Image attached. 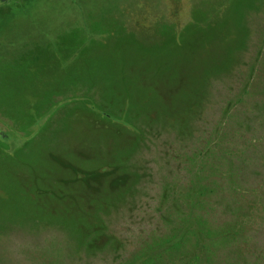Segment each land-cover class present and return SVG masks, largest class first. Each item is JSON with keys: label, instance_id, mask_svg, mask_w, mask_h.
Wrapping results in <instances>:
<instances>
[{"label": "rangeland", "instance_id": "1", "mask_svg": "<svg viewBox=\"0 0 264 264\" xmlns=\"http://www.w3.org/2000/svg\"><path fill=\"white\" fill-rule=\"evenodd\" d=\"M114 3L92 5L100 11L91 25L108 30L109 16L122 14L114 36L132 53L104 43L99 61L109 69L118 61L167 64L119 75L146 79L140 83L157 93L152 104H125L121 82L61 84L57 63L48 67L43 56L13 66L3 54L12 44L0 39V264H258L264 0ZM85 101L126 121H74L76 112L92 117L81 110ZM209 181L218 183L210 194ZM207 196L237 210H227L233 221L220 233L213 227L211 238L198 224L223 218V209ZM240 222L245 235L224 239Z\"/></svg>", "mask_w": 264, "mask_h": 264}, {"label": "crops", "instance_id": "2", "mask_svg": "<svg viewBox=\"0 0 264 264\" xmlns=\"http://www.w3.org/2000/svg\"><path fill=\"white\" fill-rule=\"evenodd\" d=\"M104 1L107 2L106 5L114 3V0H15V8L6 10L1 8V5H5L6 1L0 3V35L3 36L0 39H3L5 43L12 44L10 47L12 51L7 50L3 54L9 57V63L13 66L26 67L28 66L27 58L41 56L44 57L48 67L59 61L68 62L66 64H71L69 69L63 72L57 67V72L54 75L56 79H63L67 73H70L75 63L86 62L92 58L93 52L86 51L87 44L80 40L85 38L82 36L83 33L102 31L115 35L116 32L122 31V26H125V21L120 18L123 15L121 14L119 17L115 10L112 13L116 16H109L106 21L108 24L109 19H112L108 30L105 27L99 30L91 25L95 22L94 13L96 12L98 15L100 11L91 6L96 7ZM48 6L50 9L46 8ZM59 6L76 11L53 10ZM73 17H78V23L76 19L73 20ZM108 42L109 48H120L117 45H120L121 42L119 37L115 38L114 36V39L112 41L109 39ZM20 44H22L21 47L18 46ZM101 49H104V46Z\"/></svg>", "mask_w": 264, "mask_h": 264}, {"label": "trees", "instance_id": "3", "mask_svg": "<svg viewBox=\"0 0 264 264\" xmlns=\"http://www.w3.org/2000/svg\"><path fill=\"white\" fill-rule=\"evenodd\" d=\"M82 36H85V38H81L80 40L84 43L87 44V47L85 48V50L88 52H93V55H92V59H93V62L92 63H89V62H77L75 63V65L73 66V69L70 71V73H67L66 76L57 81V82H60L61 84L64 83V82H69L71 83V80H76L77 82L78 81H88V82H93V85L96 86L98 83L101 82V86H106V88L108 87H111V86H117L116 84L120 83L121 82V86H117V87H121V90L124 91L125 93L122 95L123 98H124V101H125V104H128V101H129V105L130 104H133V105H141V107L145 106V105H149V104H152L156 99V95L157 93L152 91L153 89L151 88H145L143 86V83H140L141 81H144L146 79H130V78H124V77H120L119 75L122 74V73H127V71H130L131 69H140V70H144L147 68V66H155L157 69L160 70V68L162 69L164 67V65L166 67L167 64H163V65H158V64H148V63H144V62H122L120 63L118 61V63H111L112 65L110 66V69H109V66L107 64L102 63L99 61V56L102 55V51L104 49H101V47H103L104 43H109V39L110 41H112V39H114V35L113 33H107V32H94V33H83ZM100 40H103L105 42H102ZM108 40V41H107ZM117 44V43H116ZM118 46H120V54H126V53H132V52H125L123 50V47L119 44H117ZM91 47V48H90ZM111 55L114 56V54H112L110 52ZM99 62H97V61ZM68 63V62H66ZM64 62H61L59 61L57 63V67L60 69V71H66L67 69L70 68V63L69 64H66ZM72 68V66H71ZM89 71L92 72V75H102L100 78L98 77H94V76H91V77H81V76H75L77 74H81V73H84V74H89ZM113 71V72H111ZM111 74L115 75V76H111ZM75 81V82H76ZM65 84V83H64ZM115 89H117L115 87ZM151 90V92H147L146 90ZM133 90H135L134 92H132ZM137 90H139L138 92H136ZM143 91V92H141ZM146 91V92H144ZM131 94V95H130ZM118 95V94H117ZM155 96V97H154ZM163 96V95H162ZM169 96V95H168ZM163 100V102H166V99L167 97ZM130 97V98H129ZM129 99V100H128ZM95 102V101H94ZM89 103V102H86L83 104L82 103V108L81 110L83 112H86L88 114H90L92 117L87 119V121H84L82 120L81 118H84L85 116L83 114H81L79 116V113L76 112V118L73 119L74 121H79L80 123H83L84 125H90V123L92 124V127L94 128V125L95 126H99V125H103V126H114V127H117V123L116 122H120L121 120L122 121H126V118L124 117H120L118 118V120H114L112 118L109 117V115H106L103 113V110L93 106V103ZM95 105V104H94ZM77 109V106H73L72 109H68V110H76ZM127 114L126 113H123L121 116H126ZM81 117V118H80ZM123 123V127L126 126L127 124H125L124 122ZM101 125V126H102ZM119 127V126H118ZM83 174H86L82 171H79ZM78 172V173H79ZM82 175V174H81ZM83 176V175H82ZM206 179H210V180H213L209 177H206ZM210 187H207L208 188V191L207 193L210 194L213 192V190L215 188L218 187V183L215 181L214 184H212V182H210ZM212 199V200H211ZM201 200H203V197H201ZM205 200L207 201H211L210 204L211 205H214V204H218V205H221L220 209H223V218L219 219V220H215L213 221L212 224H209L208 222L205 223V221H202L198 224V228H197V232L198 231H202L203 233V229L204 230V233L206 235L207 238H211L212 237V234L214 233L215 231V228L213 227H218V232L220 233L222 230H220L221 226L224 225L225 222H227L229 219H231L233 221V218L231 216H228V213L227 210H231L233 213H232V216L234 214V212H237V210L235 208H233L232 206H224L220 201L221 199H215V198H212L210 196H207V198H205ZM234 223V222H233ZM204 224V225H203ZM239 226H242L241 225V222L239 224H236L235 225V228H238ZM238 233V235H237ZM236 234H226L224 237V239H228V240H233L235 239L236 237H242L240 235H245V232H244V228L242 229V227H239V230L237 231ZM206 238V239H207ZM258 250H264V244L262 245H256L254 246V251H258ZM242 259H244V256H240ZM258 264H264V259H260V261L258 262Z\"/></svg>", "mask_w": 264, "mask_h": 264}, {"label": "water", "instance_id": "4", "mask_svg": "<svg viewBox=\"0 0 264 264\" xmlns=\"http://www.w3.org/2000/svg\"><path fill=\"white\" fill-rule=\"evenodd\" d=\"M5 1H7V0H0V3L5 2Z\"/></svg>", "mask_w": 264, "mask_h": 264}]
</instances>
